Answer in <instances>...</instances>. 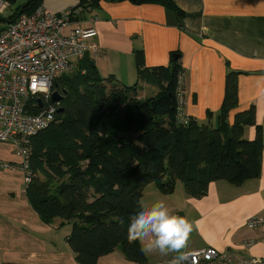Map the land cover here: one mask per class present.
Returning <instances> with one entry per match:
<instances>
[{
  "label": "trees",
  "instance_id": "obj_1",
  "mask_svg": "<svg viewBox=\"0 0 264 264\" xmlns=\"http://www.w3.org/2000/svg\"><path fill=\"white\" fill-rule=\"evenodd\" d=\"M127 1L160 4L180 14L174 0ZM42 2L28 0L5 23L33 13ZM180 59L174 54L168 67L149 69L144 53L136 54L140 79L159 90L145 99L137 86L101 78L90 57L55 83V91H67L63 112L33 140L27 197L44 223L71 225L67 242L78 264H99L117 248L130 262L150 264L140 241L129 242L127 229L151 184L171 195L181 182L189 197L200 199L213 182L241 186L261 176L264 123L257 124L254 106L238 112L233 123L229 119L239 106L240 73L227 76L217 127L191 117L185 125L177 119ZM247 127L256 129L253 141L244 138Z\"/></svg>",
  "mask_w": 264,
  "mask_h": 264
},
{
  "label": "crops",
  "instance_id": "obj_2",
  "mask_svg": "<svg viewBox=\"0 0 264 264\" xmlns=\"http://www.w3.org/2000/svg\"><path fill=\"white\" fill-rule=\"evenodd\" d=\"M94 1L43 0L42 6L61 14L84 2L81 25L98 33L92 42L100 54L91 59L101 78H113L118 86H137L141 99L154 97L159 90L140 79L136 54L144 53L149 69L168 67L176 54L185 78L187 117L217 127L227 76L239 72V106L231 113L230 123L251 106L257 124L264 123V0H174L180 14L160 4ZM186 19L191 28L185 27ZM255 136V127L245 129L246 140L253 141ZM22 162L14 144L0 142V163L12 166H0V264H78L67 242L71 225L60 228V221L44 223L29 202ZM155 187L149 190L146 205L163 200L173 213L195 222L185 251L214 248L245 258L263 256L264 230L249 229L246 224L251 218L264 217V152L261 176L241 186L213 182L200 199L189 197L181 182L171 195ZM249 242L253 245L246 247ZM145 255L150 264H170L175 253ZM133 263L120 248L99 260V264Z\"/></svg>",
  "mask_w": 264,
  "mask_h": 264
},
{
  "label": "built area",
  "instance_id": "obj_3",
  "mask_svg": "<svg viewBox=\"0 0 264 264\" xmlns=\"http://www.w3.org/2000/svg\"><path fill=\"white\" fill-rule=\"evenodd\" d=\"M10 7L6 0H0V19ZM82 11L79 6L56 14L41 5L0 32V142H10L17 148L27 187L32 181L33 140L56 122L61 108L60 103L51 101L55 83L63 75L78 71L86 57L100 54L92 42L98 35L96 29L81 25ZM184 95L185 78L180 73L177 119L186 125L189 119L184 113ZM0 166L12 168L9 164ZM246 225L264 230V217L251 218ZM252 245L249 242L246 247ZM188 253L189 264H264V254L245 258L214 248Z\"/></svg>",
  "mask_w": 264,
  "mask_h": 264
},
{
  "label": "clouds",
  "instance_id": "obj_4",
  "mask_svg": "<svg viewBox=\"0 0 264 264\" xmlns=\"http://www.w3.org/2000/svg\"><path fill=\"white\" fill-rule=\"evenodd\" d=\"M185 27L191 28L190 20H185ZM140 210L130 217L127 229L129 242L140 241L142 251L159 252L161 255L175 253L170 264H189L188 247L195 222L187 216L173 213L168 205L159 200L146 205L139 201Z\"/></svg>",
  "mask_w": 264,
  "mask_h": 264
},
{
  "label": "rangeland",
  "instance_id": "obj_5",
  "mask_svg": "<svg viewBox=\"0 0 264 264\" xmlns=\"http://www.w3.org/2000/svg\"><path fill=\"white\" fill-rule=\"evenodd\" d=\"M27 1L28 0H17L15 3H13V4H11L12 6L6 11V13L5 14H3V17H2V21H0V32L2 31V29H4L5 27H6V23H5V20L6 19H9V17L11 16V15H13L14 13H16L17 11H18V9L20 8V7H22L23 5H25L26 3H27ZM133 84V83H132ZM145 97H152V96H150V94H149V96H145ZM144 97V98H145ZM44 176L43 175H41V178H43ZM154 188H156L155 187V185H153V184H151L150 186H149V188H146L147 189V194H145V196H144V198H143V201H144V203L149 199V190H155ZM179 194V193H178ZM71 228V227H70ZM64 231H67V229H64ZM133 264H137V263H133Z\"/></svg>",
  "mask_w": 264,
  "mask_h": 264
},
{
  "label": "water",
  "instance_id": "obj_6",
  "mask_svg": "<svg viewBox=\"0 0 264 264\" xmlns=\"http://www.w3.org/2000/svg\"><path fill=\"white\" fill-rule=\"evenodd\" d=\"M179 57L178 56H176V58L175 59H178ZM92 65L93 66H95V64L94 63H92ZM67 93V91H64L63 93H60V92H58V91H54L53 92V94H52V97H51V101L53 102V103H61L63 100H64V94H66ZM61 112H63V109H59V113H61Z\"/></svg>",
  "mask_w": 264,
  "mask_h": 264
}]
</instances>
